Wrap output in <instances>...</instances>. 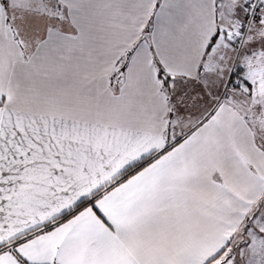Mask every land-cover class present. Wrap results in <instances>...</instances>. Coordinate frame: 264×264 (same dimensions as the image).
Returning a JSON list of instances; mask_svg holds the SVG:
<instances>
[{
    "label": "snow or ice",
    "instance_id": "snow-or-ice-1",
    "mask_svg": "<svg viewBox=\"0 0 264 264\" xmlns=\"http://www.w3.org/2000/svg\"><path fill=\"white\" fill-rule=\"evenodd\" d=\"M0 264H264V0H0Z\"/></svg>",
    "mask_w": 264,
    "mask_h": 264
}]
</instances>
